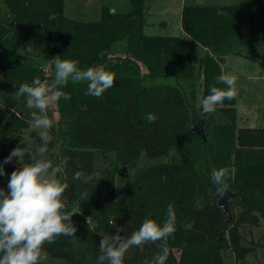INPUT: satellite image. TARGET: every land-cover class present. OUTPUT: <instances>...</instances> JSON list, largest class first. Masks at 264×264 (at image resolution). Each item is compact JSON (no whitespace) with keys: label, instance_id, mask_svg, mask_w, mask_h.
I'll return each mask as SVG.
<instances>
[{"label":"trees","instance_id":"16d2710c","mask_svg":"<svg viewBox=\"0 0 264 264\" xmlns=\"http://www.w3.org/2000/svg\"><path fill=\"white\" fill-rule=\"evenodd\" d=\"M2 1L6 7L3 10L0 4L4 172L3 162L13 149H24L26 165L32 162L28 153L42 143L40 137L30 145L20 139L30 125L31 110L26 98L17 99L15 91L23 83L31 85L36 77L48 83L54 79V72L46 75L43 68L22 60L17 47L42 58L52 71L51 61L60 56L76 61L80 70L101 67L115 77L113 87L99 98L85 95L87 82L69 80L60 89L71 98L56 104L58 119L50 130L47 159L53 166L67 159L56 177L68 185L62 197L66 210L76 206L80 212L71 218L75 236L46 243L47 259L41 264H100L99 243L107 234L98 224L114 221L127 238L145 219L162 226L169 205L175 212V233L167 241L166 264H223L226 248L236 260L245 257L249 248L241 244L240 224L264 220V125L237 127L235 99H225L212 114H202L201 101L213 86L226 89L215 79L223 73L220 65L225 59L219 54L225 43L264 33V0L184 5L181 36L145 34L144 0H128L131 8L126 12L102 6L99 18L90 21L66 16L64 0ZM121 40L126 41L127 54L108 56L112 44ZM196 45L208 50L197 69L192 61ZM162 77L173 82H158ZM148 113L157 117L155 122H148ZM48 115L53 119L50 109ZM199 119L205 139L191 130ZM170 150L175 151L171 160L146 165L115 193V175L105 164L133 165L141 155L156 159L168 156ZM96 155L101 157L100 166L95 165ZM220 168L230 170L225 182L233 193L229 200L237 205L229 220L217 203L218 186L211 179L212 170ZM76 171L87 177V183L73 180ZM115 226L111 225V235L116 234ZM158 243L129 248L123 264H151L160 253Z\"/></svg>","mask_w":264,"mask_h":264},{"label":"clouds","instance_id":"9594fccd","mask_svg":"<svg viewBox=\"0 0 264 264\" xmlns=\"http://www.w3.org/2000/svg\"><path fill=\"white\" fill-rule=\"evenodd\" d=\"M59 57L51 61L55 68L51 83L42 82L36 77L31 85L23 83L15 91L17 99L21 96L26 98V107L31 110L30 126L34 130L41 129L39 136L42 143L28 153L32 161L30 164L11 172L8 191L0 189V264H41L47 259V252L43 251L46 243H54L59 236L74 237L77 230L71 218L80 211L76 206L66 210L62 197L68 185L56 179L57 173L64 171L67 159L61 160L57 166L47 159L48 145L52 140L50 130L54 127L48 110L61 98H71L70 94L60 90L69 80L74 84L87 82L85 95L99 98L113 87L115 77L100 67L80 70L76 61L61 60ZM220 67L227 69L228 65L224 63ZM215 79L217 84L226 85V89L210 88V94L201 101L202 114L214 113L225 99L233 100L237 95L235 76L224 71ZM146 119L153 123L157 117L148 113ZM24 155L25 152L16 147L3 163H11L14 158L19 162ZM229 173L228 168L212 170V182L218 186L217 191L221 195L228 188L225 179ZM4 174V168L0 165V175ZM73 180L87 183V177L81 171L74 173ZM112 225L115 226L114 221ZM115 227L116 234L104 235L100 240V264H123L129 248L158 241L160 253L151 264H166L169 255L167 241L175 233V212L171 205L166 210V220L162 226L145 219L140 228L127 238L120 235L122 229L119 226Z\"/></svg>","mask_w":264,"mask_h":264},{"label":"rangeland","instance_id":"374dc122","mask_svg":"<svg viewBox=\"0 0 264 264\" xmlns=\"http://www.w3.org/2000/svg\"><path fill=\"white\" fill-rule=\"evenodd\" d=\"M123 1L125 6L129 5L127 0ZM145 1L146 4H149L144 24L145 34L161 35L168 30L172 31L175 29L176 22L173 15H171V17H166L165 12L160 11L163 7H160L159 4L162 1L167 3L169 0ZM64 2L65 14L82 21L97 20L100 15V8L103 5L107 6L114 12H126L130 9L119 11L121 9H119L118 0H64ZM0 4L2 9L6 10L2 0H0ZM166 19H169L167 27H165L163 22V20ZM17 48L19 57L22 60L41 68L46 65L42 58L32 54L26 55L20 47ZM109 51L117 56L121 54L126 55V41L121 40L114 42ZM204 53L205 50L201 45H197L194 49L192 61L196 69L199 64V59ZM219 55L225 59L224 63L228 65L227 69L223 70L236 77V126L262 127L264 125V33L231 38L225 43L223 51ZM139 65L142 72L146 71L141 62H139ZM52 72L55 73V69L54 71L48 69L45 74L50 75ZM166 81L173 82V79L164 77L158 79V82ZM196 98V102L199 103V91L196 93ZM50 110L53 121L55 122L58 119L56 105L52 106ZM40 131L41 129L34 130L29 125L25 130H22L20 139L30 145L36 138L40 137ZM21 150L24 151V149ZM56 151L57 148L54 152ZM174 156L175 151L170 150L168 156L156 159H150L141 155L133 165H118L116 168H113V165L109 164H105L104 166H110L112 169L116 178L115 193L118 194V192L133 179L141 168L150 163L171 160ZM14 161L16 162L4 164V167L6 168V171L4 172L5 174L0 175V189H4L5 192L8 191L7 184L11 172L17 170L19 167L25 166V162L22 158L19 162L17 160ZM101 163V157L96 155L95 165L100 166ZM12 166H15V169H11ZM56 179L60 181L59 177H56ZM236 206L237 205L234 201L229 200V212L231 214L236 213ZM91 223L93 224V221H91L90 224ZM111 225L110 221H106L98 224L97 228L101 232L111 235L113 231ZM239 232L242 238L241 244L248 247L249 251L241 260H236L233 252L229 248H226L223 251V264H264V220L257 218V222L242 223L239 226Z\"/></svg>","mask_w":264,"mask_h":264},{"label":"crops","instance_id":"0c3cea01","mask_svg":"<svg viewBox=\"0 0 264 264\" xmlns=\"http://www.w3.org/2000/svg\"><path fill=\"white\" fill-rule=\"evenodd\" d=\"M118 1H119V4H118L119 5V9H121L119 11H123V10L131 8L130 3H129L128 0H127V2H128L129 5H127V6H125V3H124L123 0H118ZM238 1L237 0H169L167 3H164L162 1L159 4L160 7H163L160 11L165 12V16L166 17H168V16L171 17V15H173L176 24L174 23L175 24V29L174 30H172V31L168 30L170 32L167 31L166 33L161 34V35H180L181 36V35L184 34V32H183V30L181 28V21H180L181 9H182V7L184 5L203 4V3L204 4L205 3L206 4H210V5H225V4H228V3L233 4V3H236ZM144 3H145V6H146V13H147V8H148L149 4L148 3L146 4L145 0H144ZM63 12L65 14V5H64ZM66 16H68V15H66ZM68 17H70V16H68ZM163 22H164L165 27H167V25L169 24V19L163 20ZM143 31H144V28H143ZM203 48H204L205 53H206L208 50L205 47H203ZM124 55L125 54H121L119 56H124ZM108 56L113 57V56H117V55H115V54L111 53L110 51H108ZM43 69H47V70L49 69L50 71H52V69H51V67H50V65L48 63H46V65L43 67ZM223 72H224V70H223ZM168 82H170V81H168Z\"/></svg>","mask_w":264,"mask_h":264},{"label":"water","instance_id":"95a60500","mask_svg":"<svg viewBox=\"0 0 264 264\" xmlns=\"http://www.w3.org/2000/svg\"><path fill=\"white\" fill-rule=\"evenodd\" d=\"M191 130L195 132L199 138L205 139V133H204V128H203V120L199 119L196 122H194L191 125ZM11 169H15V166H12ZM217 203L220 207V209L223 211V213L226 216V219H230V212H229V199L233 197V193L229 191L228 189L226 192L221 195L218 191L215 194Z\"/></svg>","mask_w":264,"mask_h":264},{"label":"built area","instance_id":"2783aa9c","mask_svg":"<svg viewBox=\"0 0 264 264\" xmlns=\"http://www.w3.org/2000/svg\"><path fill=\"white\" fill-rule=\"evenodd\" d=\"M47 69H44V71L46 72Z\"/></svg>","mask_w":264,"mask_h":264}]
</instances>
